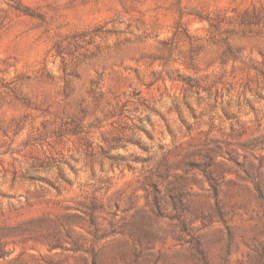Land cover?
<instances>
[{"label": "rangeland", "instance_id": "obj_1", "mask_svg": "<svg viewBox=\"0 0 264 264\" xmlns=\"http://www.w3.org/2000/svg\"><path fill=\"white\" fill-rule=\"evenodd\" d=\"M0 264H264V0H0Z\"/></svg>", "mask_w": 264, "mask_h": 264}]
</instances>
